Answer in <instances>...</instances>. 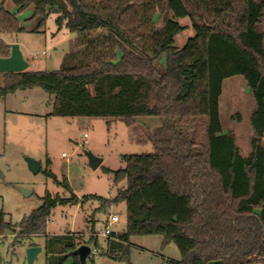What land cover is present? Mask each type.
Instances as JSON below:
<instances>
[{
	"label": "trees",
	"instance_id": "16d2710c",
	"mask_svg": "<svg viewBox=\"0 0 264 264\" xmlns=\"http://www.w3.org/2000/svg\"><path fill=\"white\" fill-rule=\"evenodd\" d=\"M11 2L18 11L31 8L39 25L55 14L58 28L74 34L79 48L70 67L2 73L0 97L39 86L53 98L52 116L119 119L126 126L141 117L161 121L153 151L121 156L124 166L112 183L125 186L112 198L94 196L102 208L126 203V229L107 236L105 254L125 261L131 236L161 235L182 256L166 264L264 263V31L258 28L264 0H162V28L148 46L141 33L147 0ZM179 18L194 29L180 48L174 38L186 26ZM0 30L25 31L2 4ZM9 50L0 39V56ZM233 75L243 76L255 101L245 157L219 116L222 82ZM198 125L203 141L195 137ZM63 184L71 189L66 179ZM40 199L14 225L0 211V234L41 237L45 264H81L73 253L81 244L76 234L46 231L52 209L76 196L46 191ZM90 241L99 245L94 236Z\"/></svg>",
	"mask_w": 264,
	"mask_h": 264
},
{
	"label": "rangeland",
	"instance_id": "374dc122",
	"mask_svg": "<svg viewBox=\"0 0 264 264\" xmlns=\"http://www.w3.org/2000/svg\"><path fill=\"white\" fill-rule=\"evenodd\" d=\"M147 1L141 32L146 46L150 45L152 32L162 28L158 14L162 0ZM1 4L16 14L25 31L0 30V39L4 44L19 45L28 62L27 70L52 71L71 66L70 55L77 51L79 43L65 27L58 28L55 14H50L39 25V17H32L31 8L18 11L11 0H0ZM177 21L186 26L174 38V45L180 48L194 35V29L188 18ZM258 28L264 31V18ZM75 63L77 61L73 60L72 64ZM52 99L39 86L0 97V211L14 225L40 206V198L46 191L62 197H70L73 193L76 200L57 204L52 209L47 233L69 231L82 241L94 232L102 242L105 236L101 233L111 214L118 217L117 222L108 224L112 232L125 231L126 203L119 201L102 208L97 197L112 198L125 186L124 181L116 186L112 183L113 172L124 166L121 156L153 151L152 141L160 135L161 121L141 117L133 125L126 126L119 119L52 116ZM219 104L223 129L233 133L240 154L243 157L249 155L250 118L255 101L243 76L233 75L223 80ZM194 132L197 139L204 140L201 126L198 125ZM191 133L188 129L186 136ZM88 151L102 158L95 169L88 165ZM26 157L40 162L37 173L28 169ZM65 179L70 190L64 187ZM21 189L30 190L31 194L24 195ZM31 240L37 245L43 243L41 237ZM31 240L20 239L18 234L10 231L0 234V264H28L26 249ZM87 242L91 248L94 246L90 240ZM96 253L95 260L90 261L88 257L87 264H166V260L177 262L182 257L175 243H163L161 235L131 236L127 260L122 262L99 252V248ZM32 264H45L44 249Z\"/></svg>",
	"mask_w": 264,
	"mask_h": 264
},
{
	"label": "water",
	"instance_id": "95a60500",
	"mask_svg": "<svg viewBox=\"0 0 264 264\" xmlns=\"http://www.w3.org/2000/svg\"><path fill=\"white\" fill-rule=\"evenodd\" d=\"M10 51L8 56L1 57L0 56V73H12V72H21L27 69L28 62L23 57L21 49L17 43L9 44ZM86 156L88 159V165L95 169L102 162V158L95 156L91 152H86ZM27 167L32 173H37L40 169V162L31 158H25ZM21 192L24 195H30V190L21 189ZM42 251V247L40 245L28 246L26 249V260L28 264H32L36 255ZM73 253L77 255L81 264L86 263V258L90 253V246L87 244H80L77 248L73 250ZM264 264V263H257Z\"/></svg>",
	"mask_w": 264,
	"mask_h": 264
},
{
	"label": "crops",
	"instance_id": "0c3cea01",
	"mask_svg": "<svg viewBox=\"0 0 264 264\" xmlns=\"http://www.w3.org/2000/svg\"><path fill=\"white\" fill-rule=\"evenodd\" d=\"M75 51V50H74ZM0 75H1V79H2V85L0 86V87H2L3 86V80H4V78H3V75H2V73H0ZM220 105V104H219ZM220 107V106H219ZM51 112V111H50ZM73 233V232H72ZM91 236H94V238L98 241V248H99V252L100 251H102L103 253H105L106 252V250H107V242H106V237H104V239H103V243L98 239V237H97V234L96 233H94L93 232V234H91L89 237H86V238H84L82 241H80L81 242V244H87L88 245V240H90L89 238L91 237ZM43 241V240H42ZM92 242V241H91ZM94 243V242H93ZM41 247H42V250H43V243H42V245H40ZM97 253H95V254H92V253H89V255L87 256V258H86V262H87V259H88V257H89V260L90 261H93V259L95 260V255H96Z\"/></svg>",
	"mask_w": 264,
	"mask_h": 264
},
{
	"label": "built area",
	"instance_id": "2783aa9c",
	"mask_svg": "<svg viewBox=\"0 0 264 264\" xmlns=\"http://www.w3.org/2000/svg\"><path fill=\"white\" fill-rule=\"evenodd\" d=\"M86 135V134H85ZM118 221V217L116 214H111L108 217V224L109 223H114ZM106 225L103 232L101 233L102 236H109L111 234H113L112 230L110 229L109 225ZM97 252V247L94 245L92 248L90 247V253L95 254Z\"/></svg>",
	"mask_w": 264,
	"mask_h": 264
}]
</instances>
